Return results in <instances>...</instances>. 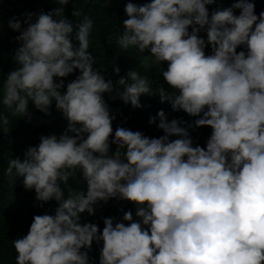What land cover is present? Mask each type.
Masks as SVG:
<instances>
[{
  "label": "clouds",
  "instance_id": "obj_1",
  "mask_svg": "<svg viewBox=\"0 0 264 264\" xmlns=\"http://www.w3.org/2000/svg\"><path fill=\"white\" fill-rule=\"evenodd\" d=\"M212 2L129 0L117 39L120 48L149 53L140 61L144 68L167 62L162 77L171 91L158 90L161 102L198 117L196 126H209L206 147L194 146L182 122L169 121L162 109L164 135L117 127L113 136L115 117L104 94L115 92L138 108L140 96L152 94L150 81L129 70L117 81L123 90L114 88L88 52L89 16L77 25L79 46L73 44V26L63 15L69 0L26 14L22 31L20 19L10 18L21 43L17 66L0 87L8 113L0 114V129L9 132L10 116L30 119L29 101L46 114L55 102L68 122L60 136H41L23 159L8 160L9 182L23 178L38 201L59 203L54 215L34 216L28 234L12 242L16 264H92L85 249L94 241H102L99 264H264V11L257 15L253 3L237 0L210 14ZM241 46L246 51L238 52ZM77 69L62 92L64 80L54 78ZM77 172L87 193L65 198L60 182ZM110 198L134 203L138 219L126 211L115 224L105 218L102 231L80 222Z\"/></svg>",
  "mask_w": 264,
  "mask_h": 264
},
{
  "label": "trees",
  "instance_id": "obj_2",
  "mask_svg": "<svg viewBox=\"0 0 264 264\" xmlns=\"http://www.w3.org/2000/svg\"><path fill=\"white\" fill-rule=\"evenodd\" d=\"M129 0H69L64 7V18L73 26V44L79 46L76 40L77 25L85 15L93 20V30L90 34V45L88 52L94 58V67L99 69L106 80L113 82L114 88L123 90L117 84L121 76L126 77L129 70H137L141 75H146L150 81L152 94H142L140 96L141 107H133L130 103H125L119 96L113 93H105L104 99L108 103L111 115L115 118L112 121L113 136L117 127H124L133 131H141L151 138H158L165 133L158 127L159 110H164L169 121L176 119L181 121V127L186 128L193 140V145L206 147L212 129L209 126L199 127L195 125L198 117H193L183 110H173L168 101L161 102L159 89L163 87L166 91H171L170 87L163 80L162 70L167 68V62L163 64H150L144 68L140 61L149 53H140L135 48L123 49L117 44V39L122 32V21L127 18L124 6ZM130 2L142 5L150 0H130ZM237 0H213L209 4V13L217 7H229ZM255 6L257 15L264 11V0H249ZM60 5L57 0H0V87L7 79L8 74L17 66L13 57L15 50L20 46V41L16 39L20 32L13 31L8 27L10 18L17 17L21 21V31L27 27L24 23L26 14L39 13L41 11H52ZM80 11L81 15L76 16L74 12ZM239 14V10H235ZM35 19V17H33ZM191 32V28H189ZM199 35L207 40L206 32L201 31ZM246 51L243 46L237 51ZM211 46L205 49V54H211ZM119 67L117 74L114 69ZM80 74L79 70H74L65 78H54L58 82L63 79L66 91L68 82L75 80ZM8 114L7 110L0 105V114ZM29 113L31 118L11 117V124L8 133L0 129V264H16L17 253L12 242L22 238L30 231L31 223L36 215L45 213L54 215L55 209L59 206L56 200L41 202L36 199L35 190H27L23 184V178H16L14 182H9L5 176L8 160L11 158H24V153L31 146H37L40 137L44 135L60 136L68 127V122L63 118L62 113L56 108L55 102L48 108L47 114L38 110L34 103L29 101ZM10 115V114H9ZM150 116H156L155 123H150ZM177 137H171L176 139ZM112 139V137H110ZM116 145H112L110 151L114 152ZM60 187L67 198L71 192L87 193V183L82 179L79 172L75 176H70L67 184L60 182ZM131 211L133 219L136 217V205L127 200L110 198L106 203L100 201L95 208V213L89 215L87 212L81 214L80 222L95 223L102 231L104 219L111 218L113 223L122 221L123 214ZM127 223V222H125ZM102 241L93 242L88 255L92 264H99L100 249Z\"/></svg>",
  "mask_w": 264,
  "mask_h": 264
}]
</instances>
